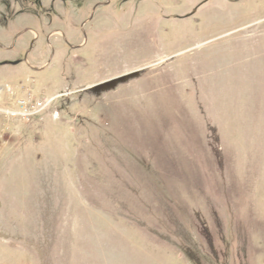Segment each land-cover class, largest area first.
<instances>
[{
    "label": "rangeland",
    "instance_id": "1",
    "mask_svg": "<svg viewBox=\"0 0 264 264\" xmlns=\"http://www.w3.org/2000/svg\"><path fill=\"white\" fill-rule=\"evenodd\" d=\"M1 1L0 264H264V0Z\"/></svg>",
    "mask_w": 264,
    "mask_h": 264
},
{
    "label": "flooded vegetation",
    "instance_id": "2",
    "mask_svg": "<svg viewBox=\"0 0 264 264\" xmlns=\"http://www.w3.org/2000/svg\"><path fill=\"white\" fill-rule=\"evenodd\" d=\"M10 1L15 6V8H14V12L15 13H17V14L21 13L20 15H22V16H29V17L30 16H35V14H36L35 13L36 5H38L37 1L36 2L33 1V0H22V1L21 0H10ZM128 1H130V0H114V2L112 3V0H103L101 5H102V8L112 7L113 9H116L117 5L118 6L119 5L122 6L123 4L125 5V4H127L126 2H128ZM50 2H51V0H48L49 4H50ZM4 4L5 3L0 0V16H3L4 9L7 7V4H6V7L3 6ZM16 10H17V12H16ZM22 30L24 32H26V34L22 35V37H21V38L24 37L25 41H26V37H25L26 35H28L30 38H32V36H33V38H35L34 33L30 29H27V30L20 29L19 32L22 31ZM18 37H19V35H18ZM51 37L52 38L57 37L59 39L63 38L65 40L64 36L62 34H58L57 32H54V34H51L50 38ZM14 47L15 46H13V47H4V48L1 47V48H2V51L6 52V53H9V52L13 53V51H14L13 48ZM18 47L21 50H18L17 52H20V53L22 52L23 53V51L26 52V50L31 47V43L28 44L26 42H23ZM44 48L50 49L52 53L54 52V46H53L52 43H49L48 46L45 45ZM20 53H18V54H20ZM8 58H11V55H9ZM25 62L26 61L24 59H21V57L19 55H17V56H13L11 59L3 58L2 60H0V67H3V66L15 67V66H19V65L23 66V63H25ZM27 67L28 68H25V70H27V71L29 70V71H33V72L34 71L36 72L38 69H40V67L39 68L31 67L29 64H27ZM63 96L64 95L61 93L60 95L54 97V99L62 98ZM54 99H52V100H54Z\"/></svg>",
    "mask_w": 264,
    "mask_h": 264
},
{
    "label": "built area",
    "instance_id": "3",
    "mask_svg": "<svg viewBox=\"0 0 264 264\" xmlns=\"http://www.w3.org/2000/svg\"><path fill=\"white\" fill-rule=\"evenodd\" d=\"M38 107H41V105L38 104ZM26 116V115H25Z\"/></svg>",
    "mask_w": 264,
    "mask_h": 264
},
{
    "label": "bare ground",
    "instance_id": "4",
    "mask_svg": "<svg viewBox=\"0 0 264 264\" xmlns=\"http://www.w3.org/2000/svg\"><path fill=\"white\" fill-rule=\"evenodd\" d=\"M0 113H4L3 111H0Z\"/></svg>",
    "mask_w": 264,
    "mask_h": 264
}]
</instances>
